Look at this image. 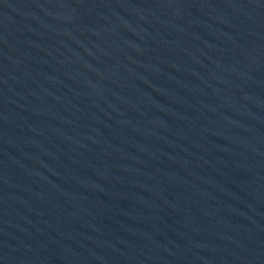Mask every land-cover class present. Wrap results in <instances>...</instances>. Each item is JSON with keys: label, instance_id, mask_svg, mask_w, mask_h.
<instances>
[{"label": "water", "instance_id": "water-1", "mask_svg": "<svg viewBox=\"0 0 264 264\" xmlns=\"http://www.w3.org/2000/svg\"><path fill=\"white\" fill-rule=\"evenodd\" d=\"M0 264H264V0H0Z\"/></svg>", "mask_w": 264, "mask_h": 264}]
</instances>
